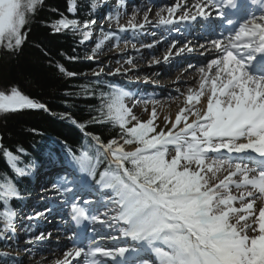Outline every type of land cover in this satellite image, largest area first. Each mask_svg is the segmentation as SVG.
I'll use <instances>...</instances> for the list:
<instances>
[{"label":"snow or ice","instance_id":"snow-or-ice-1","mask_svg":"<svg viewBox=\"0 0 264 264\" xmlns=\"http://www.w3.org/2000/svg\"><path fill=\"white\" fill-rule=\"evenodd\" d=\"M82 6L81 0H65L61 12L46 0H0V51L20 53L31 25L47 8L54 16L41 24L50 34L70 35L85 46L83 59L97 63L87 85L64 93L65 105L68 97L79 99L81 93L96 101L88 105L84 120L67 109L54 112L15 84L0 88V114L47 113L78 129L82 137L75 149L61 141L70 171L51 185L73 225L67 237L72 246L56 264H264V0H175L155 13L157 24L171 25L176 32L182 23L199 19L211 33L198 45L205 60L184 69L198 73L193 77L197 86L178 91L182 106L174 117H161L159 100L140 97L107 79L129 69L96 60L106 43L118 46L119 33L144 27L138 13L120 24L127 5L113 0L98 23L96 13L108 0H87L83 20L77 15ZM151 11L144 12L145 23H150ZM177 43L169 45L165 62L197 50L189 46L191 41L178 49ZM40 50L49 57L47 50ZM55 69L68 79L88 75L60 62ZM141 104L147 119L134 112ZM96 126L111 128L113 134L104 138L90 130ZM30 131L37 134L35 128ZM2 140L0 136V157L12 175L0 176V242L18 232L14 202L23 198L19 181L35 167L25 160V148L17 145L13 151ZM92 191L99 193L96 200L80 196ZM44 214L35 212L28 219ZM51 236L33 230L26 244Z\"/></svg>","mask_w":264,"mask_h":264},{"label":"trees","instance_id":"trees-1","mask_svg":"<svg viewBox=\"0 0 264 264\" xmlns=\"http://www.w3.org/2000/svg\"><path fill=\"white\" fill-rule=\"evenodd\" d=\"M81 3L83 6L77 15L83 20L87 0H81ZM46 4L61 12L65 10V0H46ZM53 16L54 14L47 8L39 12L35 22L31 25L32 31L29 34L28 42L20 53L13 55L0 51V88L15 84L26 94L47 103L54 112H62L67 109L77 119L84 120L87 118L88 105L94 104L96 101L83 98L81 93L79 99L75 96L68 97L69 103L65 105L63 103L64 93L65 90L76 92L81 86L87 85L91 70H94L96 66L83 59L87 55L84 45H78L70 35H51L49 29L41 24L42 20L52 19ZM96 16L99 17L98 12ZM37 44L40 45V48L36 47ZM41 48L47 50L48 58H45ZM74 48L75 52H73ZM74 55L81 59L77 61L66 59V56ZM49 59L53 61V64H49ZM55 62L64 64L69 70L88 75L78 76L75 79L62 77L55 69ZM33 128L37 129V134L30 131ZM90 130L102 133L104 138L113 134L111 128L100 126ZM0 136H3L2 143L5 147L15 151L16 146L19 145L27 150L28 155L25 160L32 162L35 166L30 175H34L40 167L51 168L54 165H68L66 150L61 141H66L69 146L75 149L79 147L82 139L78 129L54 116L36 111L5 114L0 117ZM4 173L12 175L4 159L0 157V176ZM19 188L22 195L31 192V183L28 177L19 181ZM14 204L16 211L19 212L23 205L22 201H15ZM2 259L5 257L0 255V260Z\"/></svg>","mask_w":264,"mask_h":264},{"label":"rangeland","instance_id":"rangeland-1","mask_svg":"<svg viewBox=\"0 0 264 264\" xmlns=\"http://www.w3.org/2000/svg\"><path fill=\"white\" fill-rule=\"evenodd\" d=\"M175 0H125L127 5L126 9H124V16L120 19V24H126L128 19L131 18L133 12L136 11L138 14L136 16L137 21L144 24L142 29H137L136 31L128 30L126 33H119L122 39L119 41L117 47H111L106 43L104 51L97 55L96 60H103L105 65H110L113 68L121 67L125 69H129L126 75H117L115 77H107L108 79L115 81L117 84L125 87L127 90L132 91L133 93L138 94L140 97L144 98H152L159 100L161 105H158V109L160 111L161 117L165 115H171L174 117V113L177 112L178 107L182 106L181 102H178L174 107V110L166 111V107L169 104V97H174L176 99L178 95V91L182 92V88H184L185 83H187L186 79L180 80L181 82L174 83L171 79V76L163 70L160 74V71H157V65L159 67L169 68L176 61H180V57L173 55L168 62H165L163 57L166 54V47L162 48L161 44H164V39L167 40V46H169L174 41H178L176 44V48L182 47L185 43L181 40L180 36L176 35L175 37L171 36V32L175 31L172 27L166 28L164 25L157 24V17L155 13L162 8H166L172 5ZM113 7V0H108V6L106 8L101 9L98 12L99 18L98 23L103 20L105 13ZM151 8L152 11L148 14V19L150 23L144 22V12ZM167 16V13H164ZM106 24V21H104ZM113 27H115V23H113ZM176 32V31H175ZM154 34V35H153ZM95 35H99V31L96 30ZM125 39L128 41L125 43ZM115 44V41L112 42ZM135 45V48H133ZM144 45H152V47H145ZM192 47H196V51L191 53H184L185 57L194 56L199 60L192 63L193 65L199 66L201 62L205 60V57L199 55V48L196 45H189ZM176 49H173V53H175ZM132 60V64H127L125 61ZM159 60L160 63H154V61ZM175 60V61H174ZM119 61V64H117ZM172 61V62H171ZM174 61V62H173ZM90 62V61H89ZM97 67L96 62H92ZM188 66V62L184 63L183 66L179 68L184 72ZM154 73L160 74V79L152 77ZM184 78L186 75L183 76ZM180 100V99H178ZM144 105L141 104L134 109V112L141 119H147L148 113L142 112ZM149 109H151V105H148ZM2 117V115H0ZM161 126H163L161 120ZM56 175V174H55ZM46 175H36L32 178V182L34 185L35 193L31 196L28 203L30 205L23 211L22 215H19V219L17 221L18 232L17 234L8 242L6 247L0 248V254L7 253L5 256L11 260V264H56V261L62 258V253L64 250H67L72 245L70 242H63L61 240L62 235H66L65 232H58V226H48L47 230H51L52 236L46 242H49V245L44 246L42 243H38L35 247L32 248L33 245H27L26 241L31 237L30 231H27L25 228L27 225H30L29 216H33L35 212L46 213L45 209H55L57 203L62 202V198L57 196L51 188L52 183L56 182L52 177L51 181H44L46 179ZM53 179V180H52ZM42 188L39 190V188ZM51 188V189H50ZM27 216V217H26ZM56 216L46 217V219L41 223V225L49 223H56ZM35 226H39L40 223H34ZM29 233V235H26ZM45 242V241H44ZM58 247V251L55 256L50 254L52 250L51 244L61 243ZM30 249V251L28 250ZM55 251V250H54ZM35 256V261L31 259V257ZM44 260H42V259ZM0 264H4V261H0ZM7 264H10L7 262Z\"/></svg>","mask_w":264,"mask_h":264},{"label":"bare ground","instance_id":"bare-ground-1","mask_svg":"<svg viewBox=\"0 0 264 264\" xmlns=\"http://www.w3.org/2000/svg\"><path fill=\"white\" fill-rule=\"evenodd\" d=\"M195 39H196V37H195ZM195 39H192L191 40V44H193V43H195ZM206 43V42H205ZM167 44V40H165L164 39V44L162 45L161 44V47L162 48H165L166 47V50L168 51V49H169V46H167L166 45ZM202 44H204V43H202ZM196 45H199V44H196ZM181 58L180 59V61H176L174 64H172L169 68H163V67H159V65H157V71H160V74H163V73H161L163 70H165L166 72L168 71V74L171 76V79L173 80V81H177V78L179 77V80H183V79H186L187 80V83H185V85H184V88H182V92H186V90H187V88L188 87H196L197 86V84H196V82L193 80V77H198V73L197 72H195V71H193V70H191V69H189L186 73L185 72H183L179 67L180 66H183V64L184 63H186V62H188V63H194L196 60H199L198 58H195L193 55L192 56H190V57H185L184 55H183V57L180 55V56H178V58ZM175 61V60H174ZM173 61V62H174ZM172 62V61H171ZM158 75L157 73H154L153 74V76L152 77H154V78H158V79H160V76L161 75ZM184 75H186V77L184 78L183 76ZM169 99H170V101H169V104H168V107H166V111H168V110H171V111H173L174 110V107L176 106V104L178 103V102H181L182 103V101H181V99L180 100H178V99H175L174 97H172V98H170L169 97ZM175 114V113H174ZM1 115V114H0ZM42 189V188H41ZM51 189V188H50ZM27 205H30V203H28ZM54 214L53 215H55V214H59V213H61V209H57V208H55V209H53V211H52ZM48 215L47 214H44L43 216H41L37 221H36V223L38 222V223H40L39 224V228H38V230L36 231L37 233H39L40 231H44V232H50V231H48L47 229L49 228V227H47L46 226V224H44V225H41V223L46 219V217H47ZM66 217H68V216H66ZM58 232H61V231H64V228H59L58 230H57ZM60 244H62V242L61 243H57V244H51L50 246H51V248H53V246L55 247V251L54 250H52V252L50 253V254H52L53 256H55L56 255V253L57 252H59L58 251V246L60 245ZM36 245V244H35ZM35 245H33L32 246V248L33 247H35ZM42 245H44V246H47V245H49V242H42ZM35 256H36V254L33 256V257H31V259L32 260H36L35 259ZM42 259V258H41ZM42 260H44V259H42ZM33 264H34V262H33Z\"/></svg>","mask_w":264,"mask_h":264}]
</instances>
